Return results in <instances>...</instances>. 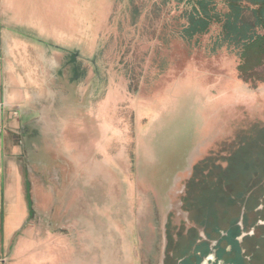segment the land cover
<instances>
[{
	"label": "rangeland",
	"instance_id": "374dc122",
	"mask_svg": "<svg viewBox=\"0 0 264 264\" xmlns=\"http://www.w3.org/2000/svg\"><path fill=\"white\" fill-rule=\"evenodd\" d=\"M31 1L57 29V90L22 132L33 226L7 264H156L194 169L217 185L206 206L244 184L264 201V64L246 81L219 24L189 36L196 0Z\"/></svg>",
	"mask_w": 264,
	"mask_h": 264
},
{
	"label": "crops",
	"instance_id": "0c3cea01",
	"mask_svg": "<svg viewBox=\"0 0 264 264\" xmlns=\"http://www.w3.org/2000/svg\"><path fill=\"white\" fill-rule=\"evenodd\" d=\"M43 14L31 0H0V264L33 226L22 132L57 90V29Z\"/></svg>",
	"mask_w": 264,
	"mask_h": 264
},
{
	"label": "flooded vegetation",
	"instance_id": "af4514ba",
	"mask_svg": "<svg viewBox=\"0 0 264 264\" xmlns=\"http://www.w3.org/2000/svg\"><path fill=\"white\" fill-rule=\"evenodd\" d=\"M211 175L194 169L169 191L156 264H264V201L252 203L253 184H244L224 205L206 206L202 198L214 188Z\"/></svg>",
	"mask_w": 264,
	"mask_h": 264
},
{
	"label": "trees",
	"instance_id": "16d2710c",
	"mask_svg": "<svg viewBox=\"0 0 264 264\" xmlns=\"http://www.w3.org/2000/svg\"><path fill=\"white\" fill-rule=\"evenodd\" d=\"M221 1L228 9L225 12L217 11L216 0H196L189 13L190 24L186 32L189 36L202 35L214 24H219L225 34L223 43L238 50L240 75L249 81L256 75L255 69L264 64V0ZM248 11L252 12V19H249ZM260 81L264 82V78ZM228 160L229 166L223 171L221 166L217 168L227 176L225 179L233 178V159ZM215 183H212L213 189L217 186Z\"/></svg>",
	"mask_w": 264,
	"mask_h": 264
}]
</instances>
